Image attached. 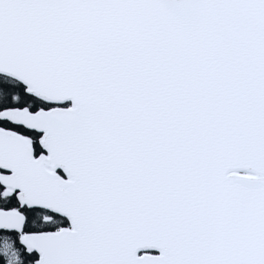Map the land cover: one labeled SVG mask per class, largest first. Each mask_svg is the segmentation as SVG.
<instances>
[{"label": "snow or ice", "instance_id": "obj_1", "mask_svg": "<svg viewBox=\"0 0 264 264\" xmlns=\"http://www.w3.org/2000/svg\"><path fill=\"white\" fill-rule=\"evenodd\" d=\"M0 264H264V0H0Z\"/></svg>", "mask_w": 264, "mask_h": 264}]
</instances>
